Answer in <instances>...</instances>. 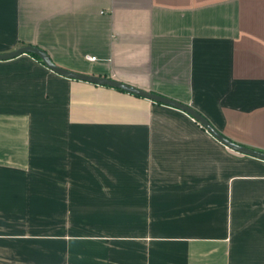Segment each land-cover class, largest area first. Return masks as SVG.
Instances as JSON below:
<instances>
[{"label": "crops", "instance_id": "0c3cea01", "mask_svg": "<svg viewBox=\"0 0 264 264\" xmlns=\"http://www.w3.org/2000/svg\"><path fill=\"white\" fill-rule=\"evenodd\" d=\"M25 46L264 153V0H0V54ZM0 264H264V161L178 109L2 61Z\"/></svg>", "mask_w": 264, "mask_h": 264}, {"label": "water", "instance_id": "95a60500", "mask_svg": "<svg viewBox=\"0 0 264 264\" xmlns=\"http://www.w3.org/2000/svg\"><path fill=\"white\" fill-rule=\"evenodd\" d=\"M21 55L36 57L39 60V62L43 65V67H45V69H47L49 72L61 78L71 81L82 82L94 86H99V87L115 88L127 92L129 94L148 99L152 102L178 109L184 112L185 114H187L188 116H190L195 122H197L202 128H204L214 139H216L219 143H221L225 147L242 155H246L264 161V153L230 141L222 134H220L217 130H215L199 112H197L190 106L178 102L176 100H173L171 98H167L165 96L153 92H148L140 88H134L124 83L114 81L111 79L88 76V75H83V74L63 70L53 65L43 51L31 46L20 47L12 52L6 54H0V62L8 61L17 58Z\"/></svg>", "mask_w": 264, "mask_h": 264}, {"label": "built area", "instance_id": "2783aa9c", "mask_svg": "<svg viewBox=\"0 0 264 264\" xmlns=\"http://www.w3.org/2000/svg\"><path fill=\"white\" fill-rule=\"evenodd\" d=\"M86 60H89V61L91 60V61H92V60H94V59H93V58H86Z\"/></svg>", "mask_w": 264, "mask_h": 264}, {"label": "trees", "instance_id": "16d2710c", "mask_svg": "<svg viewBox=\"0 0 264 264\" xmlns=\"http://www.w3.org/2000/svg\"><path fill=\"white\" fill-rule=\"evenodd\" d=\"M30 57H32V58H34L35 60H37V61H39L36 57H34V56H30Z\"/></svg>", "mask_w": 264, "mask_h": 264}]
</instances>
